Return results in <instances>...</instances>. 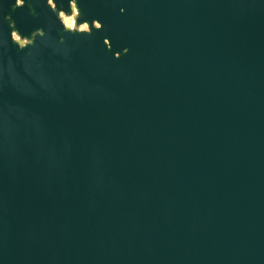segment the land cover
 Returning <instances> with one entry per match:
<instances>
[{"label": "water", "instance_id": "water-1", "mask_svg": "<svg viewBox=\"0 0 264 264\" xmlns=\"http://www.w3.org/2000/svg\"><path fill=\"white\" fill-rule=\"evenodd\" d=\"M0 264H264V0H0Z\"/></svg>", "mask_w": 264, "mask_h": 264}, {"label": "flooded vegetation", "instance_id": "flooded-vegetation-1", "mask_svg": "<svg viewBox=\"0 0 264 264\" xmlns=\"http://www.w3.org/2000/svg\"><path fill=\"white\" fill-rule=\"evenodd\" d=\"M60 15H61V17H62V19H63V21L65 23H68L69 22V21H66V19L68 18L67 16H65L63 13H60Z\"/></svg>", "mask_w": 264, "mask_h": 264}, {"label": "rangeland", "instance_id": "rangeland-1", "mask_svg": "<svg viewBox=\"0 0 264 264\" xmlns=\"http://www.w3.org/2000/svg\"><path fill=\"white\" fill-rule=\"evenodd\" d=\"M66 21H69V19L67 18Z\"/></svg>", "mask_w": 264, "mask_h": 264}]
</instances>
